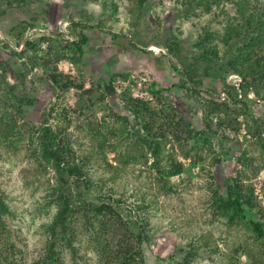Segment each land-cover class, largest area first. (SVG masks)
<instances>
[{
  "label": "rangeland",
  "instance_id": "374dc122",
  "mask_svg": "<svg viewBox=\"0 0 264 264\" xmlns=\"http://www.w3.org/2000/svg\"><path fill=\"white\" fill-rule=\"evenodd\" d=\"M259 21L264 0H0V264H34L48 240L52 264H264V77L220 40ZM229 187L250 206L224 210Z\"/></svg>",
  "mask_w": 264,
  "mask_h": 264
},
{
  "label": "trees",
  "instance_id": "16d2710c",
  "mask_svg": "<svg viewBox=\"0 0 264 264\" xmlns=\"http://www.w3.org/2000/svg\"><path fill=\"white\" fill-rule=\"evenodd\" d=\"M244 23L250 25L251 24L250 18L246 17L245 20H244ZM258 24H259V26L258 27L256 26L254 28L255 33L252 34V36H250L248 39H246V36L243 34L245 32L237 30V28H235L234 25L232 27L231 26H226L225 33L220 36V40L224 44H227L230 40H234V43H236V45H237L236 46V51H237V54L239 56L237 58L235 56L234 61L241 60L240 65L243 64V66H241L240 68H243L245 70L249 69L250 70L249 72L252 75H258L256 73H260L261 78H263L264 77V55L258 56L257 58H253V59L250 57L251 53L255 49H259L261 47V45H262V42L260 41L261 40L260 37L262 35L264 26L262 25V23L260 21L258 22ZM238 39L240 41H238ZM28 43H29L28 41H25L23 48H25ZM175 45H176L175 43H172V44H167V45L164 46L165 51L167 52V54H169L171 56H175L177 54V53H175V49H177L176 47H174ZM211 55H213V56L215 55V50L214 49H212ZM199 56L202 59H208L209 61H211L202 52L199 54ZM229 63L232 64V62H229ZM238 68L239 67L234 68L232 70L237 71ZM183 73L186 76V80L190 81L191 78L189 76V72L186 69H184ZM245 78L244 77L241 78L240 85L243 86L245 84L244 83L246 81ZM231 97H232L233 100L237 99L236 96L235 97L231 96ZM161 125L167 126V129H169V131L171 133L175 131L173 129V127H176V126H182L184 128V132H186L187 135H189V136H190L191 131H192L190 129V127L187 128L188 129L187 130L182 122H178V121L171 122L168 119H166L164 122H162V124H160V127H161ZM44 130H47V128L45 127ZM161 133L163 134V132H161ZM146 143L149 145V148H150V150L152 152L153 158L155 159V162H156V165H157V171H159L160 162L158 160L160 159V152H159L158 144H157L156 140H146ZM45 146L46 145L43 144V142H39V148L41 147L40 148V152H41L42 160L45 161V162H47V161L50 162V161H52L54 159L58 160L59 159L58 156L53 154ZM231 189H232V187H229V190L227 192L228 193L227 198H226V200H224L222 202V204L224 205V210L232 209L234 212H236V211L241 212L242 211V208H241L242 205L250 206V202H249L248 198H243V196L240 195L239 192H235L234 190H231ZM235 189H237L236 186H235ZM2 205L3 204H2V202L0 200V214L3 213V211H4L2 209ZM65 209L66 208L58 210L57 215H55V218H54V220L52 222L53 226H58V225H62L63 224ZM250 225L252 227V230L256 234V236L258 238L264 239V231H263L264 228H263L262 224L259 223V222H256V221H250ZM53 226H51V228H54ZM43 253H44V256L42 257V259L39 260V261H36L34 264H45V263L52 264L55 261V258L57 256H56V252L54 250V244L52 242H50V240H48V243H47ZM122 264H132V262L127 261V262H123Z\"/></svg>",
  "mask_w": 264,
  "mask_h": 264
},
{
  "label": "built area",
  "instance_id": "2783aa9c",
  "mask_svg": "<svg viewBox=\"0 0 264 264\" xmlns=\"http://www.w3.org/2000/svg\"><path fill=\"white\" fill-rule=\"evenodd\" d=\"M66 21L64 20H57L55 23H54V27H55V30L57 31V33H67L68 30H66V27H65V23ZM65 27V29H64ZM49 32V30L47 28L42 27V28H37V27H28L26 28L25 30V33H23V36H22V39L20 42H18L17 44H13L11 47L13 50H17V51H21L24 47V42L25 41H28L30 39V36H32L33 34L35 33H45L47 34ZM69 34V33H68ZM66 40H73V37L71 35H69V37L67 38V36L65 37ZM227 79L230 81H228L229 85L233 87V89L235 91H237V93H240V89H239V86H240V83H241V78L238 74H230ZM228 95H227V91L225 92V90H221L220 92H218L216 94V98L214 99L216 102H222L224 101L225 98H227Z\"/></svg>",
  "mask_w": 264,
  "mask_h": 264
}]
</instances>
